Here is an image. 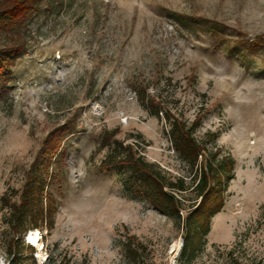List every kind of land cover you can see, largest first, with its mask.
Masks as SVG:
<instances>
[{"label": "rangeland", "instance_id": "obj_1", "mask_svg": "<svg viewBox=\"0 0 264 264\" xmlns=\"http://www.w3.org/2000/svg\"><path fill=\"white\" fill-rule=\"evenodd\" d=\"M35 3L13 32L0 28V46L27 47L0 98V197L18 200L41 166L58 207L52 230H33L37 242L25 236L33 255L27 247L21 264H264V47L251 46L264 39V0ZM199 114L196 136L234 158L235 178L205 249L188 262L175 221L100 164L103 136L115 133L190 184L196 170L175 151L167 117ZM50 134L56 150L43 146ZM6 214L0 207V264L10 260ZM131 235L146 248L137 262L123 247Z\"/></svg>", "mask_w": 264, "mask_h": 264}, {"label": "trees", "instance_id": "obj_2", "mask_svg": "<svg viewBox=\"0 0 264 264\" xmlns=\"http://www.w3.org/2000/svg\"><path fill=\"white\" fill-rule=\"evenodd\" d=\"M35 2L3 0L0 4V28L13 32L15 25L37 10ZM251 46L264 47L263 37L262 42H252ZM26 49V45L20 41L0 46V98L12 87L11 66L26 53ZM154 113L159 116V108ZM167 119L170 123L168 134L175 151L182 161L196 170L190 184L186 183L183 176L176 179L168 176L158 164L146 160L132 144L114 139L115 133L103 136L102 145H108L109 150L100 169L115 170L129 196L149 203L158 212L175 221L183 231L180 259L191 262L205 249L212 219L225 207L229 182L235 178V161L230 154L221 155V148L209 150L207 140L198 139L196 131L202 124L200 114L191 122L170 116ZM216 135L208 134L211 139H215ZM55 136L50 134L43 146L56 150L59 142L56 147L51 145ZM48 177L51 176H48L46 168L32 167L18 200L11 201L7 193L0 197V207L7 211L5 221L11 233L6 248L10 257L8 264H21L27 247L31 248L29 254L33 255V247L25 244L28 232L54 228L58 206L48 191ZM187 192H193L195 197L186 198ZM188 200L189 204L186 203ZM123 247L131 262H137L146 249L134 235L129 236Z\"/></svg>", "mask_w": 264, "mask_h": 264}, {"label": "bare ground", "instance_id": "obj_3", "mask_svg": "<svg viewBox=\"0 0 264 264\" xmlns=\"http://www.w3.org/2000/svg\"><path fill=\"white\" fill-rule=\"evenodd\" d=\"M28 241L29 242H37L38 241V239L40 238V234L39 233H37L36 231H33L32 233H30L29 235H28Z\"/></svg>", "mask_w": 264, "mask_h": 264}]
</instances>
